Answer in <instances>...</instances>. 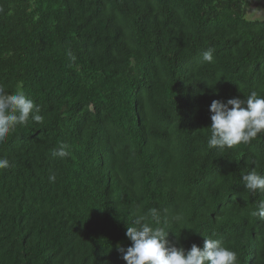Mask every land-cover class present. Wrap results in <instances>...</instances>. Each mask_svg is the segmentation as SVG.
I'll return each mask as SVG.
<instances>
[{
  "label": "trees",
  "instance_id": "16d2710c",
  "mask_svg": "<svg viewBox=\"0 0 264 264\" xmlns=\"http://www.w3.org/2000/svg\"><path fill=\"white\" fill-rule=\"evenodd\" d=\"M255 1L0 0V84L43 117L0 142V264H126L116 246L152 210L179 215L177 247L219 239L264 264V194L240 179L264 175V133L207 147L213 100L264 96Z\"/></svg>",
  "mask_w": 264,
  "mask_h": 264
},
{
  "label": "clouds",
  "instance_id": "9594fccd",
  "mask_svg": "<svg viewBox=\"0 0 264 264\" xmlns=\"http://www.w3.org/2000/svg\"><path fill=\"white\" fill-rule=\"evenodd\" d=\"M214 50L209 48L202 55L203 62L211 63ZM71 60L76 57L69 51ZM40 107L23 90L17 86L15 92L6 91L0 84V142H4L17 129L29 121L39 123L43 117L39 114ZM211 113L210 135L207 147L218 151L234 149L240 145H248L260 138L264 133V96L251 91L247 97L230 98L227 101L213 100L209 107ZM53 156L61 159L70 156L69 146L61 143ZM247 163V162H246ZM256 161L253 159L252 164ZM11 167L7 158H0V170ZM55 182L56 174L48 177ZM245 189L253 196L264 194V175L255 167H251L240 177ZM264 221V199L256 202V209L252 212ZM179 215L168 214L162 220H157L156 210H152L151 217L147 214H136L131 226H127L126 236L131 246L126 249L120 245L116 250L122 255L126 264H239L235 251L226 247L219 239L205 237L201 249L196 244L185 250L177 247L176 243L167 239L171 223H179Z\"/></svg>",
  "mask_w": 264,
  "mask_h": 264
},
{
  "label": "rangeland",
  "instance_id": "374dc122",
  "mask_svg": "<svg viewBox=\"0 0 264 264\" xmlns=\"http://www.w3.org/2000/svg\"><path fill=\"white\" fill-rule=\"evenodd\" d=\"M250 20L264 19V0H256L254 6L249 12Z\"/></svg>",
  "mask_w": 264,
  "mask_h": 264
}]
</instances>
